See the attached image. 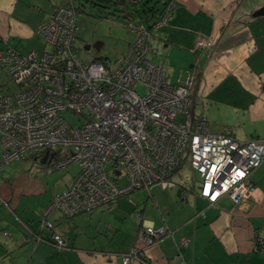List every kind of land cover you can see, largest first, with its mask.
Here are the masks:
<instances>
[{"label": "built area", "instance_id": "built-area-1", "mask_svg": "<svg viewBox=\"0 0 264 264\" xmlns=\"http://www.w3.org/2000/svg\"><path fill=\"white\" fill-rule=\"evenodd\" d=\"M174 5L167 4L152 30L167 21ZM127 27L135 39L117 63L80 59L79 27L69 5H59L37 29L48 50L0 49V67H8L17 85L15 91L0 93L4 163L48 150L51 157L58 154L48 157L53 168L77 165L71 183L43 208L41 228H52L49 217L54 211L73 216L120 196L130 197L136 188H173L172 176L185 163L192 178L195 172L200 178L193 196L210 203L225 195L238 204L254 190L251 174L264 162V139L243 142L230 131L211 133L206 121L192 113L194 71L175 84L169 82L167 65L149 58L156 51L151 30L136 23ZM204 45L202 40L198 43ZM137 86L144 88L143 93ZM67 113L76 117V125L65 118ZM121 176L127 179L124 184L119 183ZM179 196L184 199V191ZM136 215L142 218L141 213ZM30 236L47 240L58 250L69 247L66 237L55 232L50 239ZM162 236L173 238V231L144 224L135 244L119 254L122 264H150L144 260L145 249ZM191 242L183 238L178 244ZM255 250L264 251V241L258 240Z\"/></svg>", "mask_w": 264, "mask_h": 264}, {"label": "crops", "instance_id": "crops-1", "mask_svg": "<svg viewBox=\"0 0 264 264\" xmlns=\"http://www.w3.org/2000/svg\"><path fill=\"white\" fill-rule=\"evenodd\" d=\"M62 1L0 0V49L18 50L21 46L22 53L48 50L37 29L64 4ZM262 6L264 0H176L165 24L153 30L151 36L156 51L149 58L167 65L169 82L177 83L188 69L194 71L199 65L200 78L191 91L193 114L206 121L211 133L230 131L243 142L264 139V16L252 15ZM197 39L205 45L190 52ZM99 57L102 56L96 54L93 59ZM3 152L0 142V264H122L119 254L127 252L135 239L121 236L125 223L117 217L121 212L136 209L141 210L142 216L144 205L139 208L131 200L138 191H146L151 198L155 186L148 191L133 190L128 198L120 196L101 205L110 209L112 220L88 224L89 234L70 236L56 229L63 226L60 221L59 224L52 221V231L64 235L69 245L58 250L51 242L28 235L14 214L33 233L49 235L52 231L41 230L37 223L43 210L39 208L68 186L75 173L69 183L49 194L48 178L23 179L12 171L14 166L7 165L13 161L4 163ZM43 156L37 154L15 161L19 166L27 158L45 164ZM251 180L254 190L238 204L225 195L210 203L193 196V190H185L182 199L179 188L175 192L157 188L156 200L154 197L152 200L162 209L156 208L151 217L138 220L137 232L144 224L165 226L173 231L174 237L162 236L146 247L145 257L150 264H264V251L255 250L257 241H264V162L252 172ZM26 195L37 197L22 201ZM191 198L193 204L189 203ZM164 199L170 200L169 207L163 206ZM99 207L90 212L101 210ZM55 212L58 211L50 218ZM62 215L58 212L54 220ZM183 238H190L191 244L179 245Z\"/></svg>", "mask_w": 264, "mask_h": 264}, {"label": "rangeland", "instance_id": "rangeland-1", "mask_svg": "<svg viewBox=\"0 0 264 264\" xmlns=\"http://www.w3.org/2000/svg\"><path fill=\"white\" fill-rule=\"evenodd\" d=\"M68 0H63L62 3L67 2ZM76 3V1H75ZM131 8V7H130ZM113 8H111L112 11ZM132 9V8H131ZM77 25L79 26V31L77 32V40H76V53L80 57V59L84 63H90L94 59L93 57L96 54L101 55L102 57H107L112 61V63H117L121 60L123 54L127 51L129 47V41L134 42V34L131 33L129 28L127 27V19L123 17V15H112L106 12L105 8H101L99 11L98 8H93L87 6L86 12L80 11L77 15ZM201 40L197 39L195 43L190 48V52H193L197 49L198 43ZM41 43V41H40ZM86 46H90V49H86ZM26 47V46H25ZM21 49V46L18 47ZM48 48H50L48 46ZM18 49V50H19ZM26 50V49H24ZM20 51V50H19ZM98 51V52H97ZM23 52V50H22ZM101 53V54H100ZM194 60L190 62L193 63ZM186 71V70H185ZM193 69H188L185 72L184 77H186ZM8 89L15 91L17 89V85L14 80L11 78L8 72V67H0V92L7 91ZM137 90L140 93H143L144 88L142 86H137ZM65 118L70 121V123L76 125L77 120L76 117L72 114H65ZM61 155L64 153L62 151H58ZM19 159V158H18ZM17 159V160H18ZM16 160V159H15ZM13 161L12 163L7 164L8 166H14L12 171H17L18 176L21 175L23 179L27 177L37 176L45 180L48 178V193L50 194L59 189L61 186H65V183H69L71 181L72 176L74 173L77 172V165L71 164L69 166L63 168H53L52 165L48 166L47 164H41L39 161H32L30 158L23 159L25 164L23 166L18 165V161ZM43 166H47L46 168ZM172 179L175 181L176 186L173 188H168L166 192H175L180 186L187 191H191L193 188L194 190H198L199 188V174L195 172L194 178H192L190 167L187 163H185L179 171L173 174ZM194 179V180H193ZM126 177L122 176L119 178V183L124 184L126 182ZM194 181V182H193ZM153 188V187H152ZM157 188L151 190L152 197H147L146 191H138L134 198H132L131 202L133 205H138L139 208L143 207L142 218L145 220L151 217V213L156 212L157 209H162L161 206L157 205V202H153V197H155V190ZM140 189V188H136ZM134 189V190H136ZM170 189V190H169ZM146 190V189H145ZM61 191V190H58ZM192 194V193H191ZM29 197H37V196H23L22 201H27ZM126 197V196H122ZM128 198V197H127ZM165 204L163 206L169 207L171 202L169 199H164ZM189 203L193 204L192 198L189 199ZM48 204V203H47ZM40 207V204H38ZM45 206L39 208L41 211ZM99 208H102L100 206ZM137 213H141L140 209H136L133 212H121L117 217L120 221L125 223V230H122L121 236H130L134 240L137 235V228H138V220ZM56 212L54 213V215ZM52 215L49 219L53 221L55 224L60 221L63 226H57V230H63V232H67L70 236L77 235H84L89 234L87 231V225H97L99 221L103 223L112 220V214L110 213V209L106 207L102 208L101 210H93V211H85L81 212L77 215L72 217H65L62 215L57 220H54V216ZM16 220L20 223V225L26 230V232L30 233L31 231L29 228L21 221L19 218L16 217ZM78 218H80L79 221ZM39 224V220H37ZM59 224V222H58ZM110 235V234H109ZM135 242V240H134ZM116 252V251H114Z\"/></svg>", "mask_w": 264, "mask_h": 264}, {"label": "trees", "instance_id": "trees-1", "mask_svg": "<svg viewBox=\"0 0 264 264\" xmlns=\"http://www.w3.org/2000/svg\"><path fill=\"white\" fill-rule=\"evenodd\" d=\"M75 1H76V3H75ZM171 1H174L175 5H176V0H68L66 3L60 4V5H69L74 10V12L76 13V20H77V15L80 11L86 12L87 6H90L93 8H98L99 11H101V8H105L106 12L108 14H112V15H120L121 14V15H123V17H125L127 19V21H126L127 25L129 23H136L138 25L143 24L149 30H151V35H152L153 24H155L158 20L162 19L165 7ZM175 5H174V8H175ZM111 8H113L112 11H111ZM78 31H79V28H78ZM76 40H77V36H76ZM102 59H104V57L98 58V60H102ZM198 70H199V65L194 69V74L196 76L195 77L196 82L200 78ZM192 113H193V111H192ZM57 156H58V154L56 156L55 155L52 156L51 158H53V157L55 158ZM49 158L46 160L45 164L50 162L49 164L52 165V161ZM155 187H157V186H155ZM181 191H185L183 186L179 187L178 195L180 194ZM40 229L44 230L45 228L40 227ZM46 230H48V229H46ZM50 231H52V228L50 229ZM35 235H40L43 238L46 237L47 239H50L51 233L47 236H44L41 234V232H39V233L35 232ZM144 260L149 262L147 257H145Z\"/></svg>", "mask_w": 264, "mask_h": 264}, {"label": "water", "instance_id": "water-1", "mask_svg": "<svg viewBox=\"0 0 264 264\" xmlns=\"http://www.w3.org/2000/svg\"><path fill=\"white\" fill-rule=\"evenodd\" d=\"M254 17L256 16H264V6H262V7H260V8H258L257 10H255L254 12H253V14H252ZM50 156V154H49V151L48 150H46L45 152H44V156H43V162H45L47 159H48V157ZM51 157V156H50ZM29 234V233H28ZM31 234H35V233H33L32 231L30 232V234L29 235H31Z\"/></svg>", "mask_w": 264, "mask_h": 264}, {"label": "bare ground", "instance_id": "bare-ground-1", "mask_svg": "<svg viewBox=\"0 0 264 264\" xmlns=\"http://www.w3.org/2000/svg\"><path fill=\"white\" fill-rule=\"evenodd\" d=\"M196 77V76H195ZM252 181V180H251ZM253 183V182H252Z\"/></svg>", "mask_w": 264, "mask_h": 264}]
</instances>
